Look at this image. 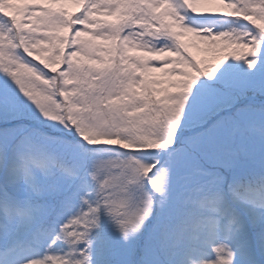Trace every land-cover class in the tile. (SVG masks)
I'll return each mask as SVG.
<instances>
[{
	"label": "snow or ice",
	"instance_id": "6c2138e0",
	"mask_svg": "<svg viewBox=\"0 0 264 264\" xmlns=\"http://www.w3.org/2000/svg\"><path fill=\"white\" fill-rule=\"evenodd\" d=\"M0 264H264V0H0Z\"/></svg>",
	"mask_w": 264,
	"mask_h": 264
},
{
	"label": "rangeland",
	"instance_id": "374dc122",
	"mask_svg": "<svg viewBox=\"0 0 264 264\" xmlns=\"http://www.w3.org/2000/svg\"><path fill=\"white\" fill-rule=\"evenodd\" d=\"M70 10H74V9H71V8H70Z\"/></svg>",
	"mask_w": 264,
	"mask_h": 264
}]
</instances>
